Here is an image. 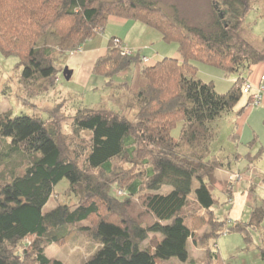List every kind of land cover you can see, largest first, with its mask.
Returning a JSON list of instances; mask_svg holds the SVG:
<instances>
[{"label": "trees", "instance_id": "obj_1", "mask_svg": "<svg viewBox=\"0 0 264 264\" xmlns=\"http://www.w3.org/2000/svg\"><path fill=\"white\" fill-rule=\"evenodd\" d=\"M212 5L210 21L192 24L153 0H0V51L19 58L27 82L55 77L63 70L60 56L104 32L112 17L140 21L178 45V57L142 66L141 53L124 54V43L115 45L118 37H112L107 53L94 63L93 73L107 87L138 65L133 81L120 83L132 118L122 110L82 107L72 116L70 136L57 119L0 112V166L8 168L13 155L24 158L22 171L16 164L9 179L0 177V264H66L47 256L45 248L68 242L78 230L98 244L82 264H164L173 258L186 263L190 241L199 244L197 233L205 226L208 248L232 232L241 233L250 247V229L261 226L264 207L255 208L249 222L218 218L217 171L231 170L232 163L210 156V145L217 133L213 122L235 109L247 76L264 62V35H254L246 22L251 0ZM198 62L237 79L219 93L213 82L196 76ZM260 155H246L247 169ZM123 164L138 169L129 175ZM64 179L77 203L45 211ZM5 187L17 192L15 201ZM165 187L170 189L164 192ZM259 251L264 264V246ZM209 252L208 264H225L220 250L214 253L210 246Z\"/></svg>", "mask_w": 264, "mask_h": 264}, {"label": "rangeland", "instance_id": "obj_2", "mask_svg": "<svg viewBox=\"0 0 264 264\" xmlns=\"http://www.w3.org/2000/svg\"><path fill=\"white\" fill-rule=\"evenodd\" d=\"M153 1L168 12L177 10L180 16L192 24H204L212 19V0ZM251 2L254 8L248 12L246 22L252 24L254 35L262 37L264 35V0H251ZM113 35L122 37L129 35V39L134 43L142 44V55H148L154 60L165 57L174 58L172 57L174 53H178L176 43L164 41L158 30L140 21L128 20L123 24L110 20L106 24L104 32L97 34L95 41L99 42L102 39L105 41ZM88 46L89 44L84 43L82 48L87 50ZM73 54H76V51L60 56L58 60L60 69L64 70L69 65L75 69L70 80H66L63 70H60L52 79H37L27 82L22 79L23 68L17 67L19 58L15 55L6 56L0 51V112L11 111L13 115L39 116L50 122L57 119L65 134L70 136L72 134L70 123L72 116L82 107L122 110L132 118L134 113L125 107L127 97L125 91L120 88V83L133 81L138 72V65L134 63L116 75L115 83L111 81L110 86L107 87L104 85V78L93 73V68L92 72L87 68L81 70L79 64L74 61ZM150 62L152 63L151 60ZM142 66L144 65L142 64ZM255 66L252 73L247 76L249 78L251 75L254 81L259 77L261 72L259 70L264 68V65L261 66L260 63ZM197 69L196 76L205 82H213L219 93H226L237 79L236 74H226L218 66L198 62ZM248 96L249 93L244 91L243 97L235 109L213 122L217 133L210 145V156L216 155L226 162L232 163L231 170L221 168L217 171L219 181L224 182L216 190L220 203L215 207L219 219L227 221L231 219L229 224H234L237 220L249 222L252 211L257 207H264V146L262 145L264 142V113L259 109L260 106L253 105L248 101ZM181 126L182 121L177 122L172 131L173 137H179ZM249 152L253 156L261 152L263 156L255 158L254 165L247 169L249 161L246 155ZM237 154L243 155L239 161L235 160ZM13 159V163H10L8 168L0 166L2 179H9V168L16 164L17 171L20 172L24 169V166L22 167L23 157L17 154L13 155ZM123 166L129 175L135 174L138 169V167L130 169L131 165L129 164H123ZM237 171L243 174V180L233 186L229 182L230 174ZM68 186L69 183L66 179L57 185L53 197L44 208L45 211H50L60 203H69L70 205L77 203V199L68 190ZM228 187V190L231 188L229 194L225 191ZM169 189L165 187L163 191L166 192ZM4 191L9 200L17 199L18 195L15 190L5 187ZM228 196L232 197L233 204L228 202ZM250 230L253 239L250 247L246 244L242 234L238 232L226 233L213 240L217 241L225 264H263L259 247L264 246V219L258 229ZM207 234H210V227L205 226L197 233L200 243L190 241L191 260L185 264H208L211 245L209 248L203 245L204 237ZM153 237L151 236L145 241L146 246L149 245ZM21 248H23L22 243L19 244V249ZM97 248L98 244L92 240L89 234L78 230L75 233L72 232L68 242L49 245L45 248V252L50 258L61 260L66 264H82ZM164 264L182 263L173 258L169 263Z\"/></svg>", "mask_w": 264, "mask_h": 264}, {"label": "crops", "instance_id": "obj_3", "mask_svg": "<svg viewBox=\"0 0 264 264\" xmlns=\"http://www.w3.org/2000/svg\"><path fill=\"white\" fill-rule=\"evenodd\" d=\"M110 20H112V21H114V23H126L128 20L127 19H122V18H116V17H112ZM109 20V21H110ZM103 33V32H102ZM121 35H113V36H111V38L112 37H118V38H120L121 40H122V42L124 43V45L125 46H127V47H129V48H131V49H141L142 48V44H139V45H137L136 43H134L131 39H129L130 37H129V35H125V36H121ZM95 38H96V36L93 38V39H91V40H89L88 42H86V45H88L89 44V46L87 47V50H84L83 48H81V49H79V51H76V54H73L74 56V61L75 62H77L79 65V68L81 69V70H84V68H87L89 71H91L92 72V68H93V66H94V63L97 61V59L99 58V57H102V56H104L106 53H107V49H108V43H109V40L111 39V38H109V39H106L105 41L102 39V40H100L99 42H96L95 41ZM96 42V43H95ZM146 56H148V55H146ZM154 56V55H153ZM156 56V55H155ZM72 57V58H73ZM172 57H174V58H176V57H178V53L176 52V53H174V55L172 56ZM71 58V59H72ZM150 60L152 61V62H155V61H158V60H154V59H152V58H150ZM160 60V59H159ZM261 64V66L262 65H264V62L263 63H260ZM69 67L70 68H72L73 69V71L75 72V69L73 68V67H71V65H69ZM254 67H256V66H254ZM253 67V68H254ZM262 69V68H261ZM259 70V71H261L260 72V74H259V77L257 78V79H255V81L253 80L254 78H251V75H250V77L248 78V80L250 81V82H252L254 85H257V84H259L260 83V81H261V76H262V74H264V68L262 69V70ZM252 71H253V69H252ZM252 73V72H251ZM74 74V73H73ZM249 97H250V95L248 96V101L250 102L251 100L249 99ZM260 106V110L264 113V99H263V102H262V104L261 105H259ZM263 144V146H264V142H262ZM249 154V158H251V157H253V155H252V153L251 152H249L248 153ZM262 154V153H261ZM261 156H263V155H261ZM245 159H247V158H245ZM248 160V159H247ZM248 165V164H247ZM222 182H224V181H221V184H219V186H221L222 185ZM236 220V219H235ZM190 250V249H189ZM225 262V261H224ZM182 264H185V263H183V262H181ZM186 263H188V262H186Z\"/></svg>", "mask_w": 264, "mask_h": 264}, {"label": "built area", "instance_id": "obj_4", "mask_svg": "<svg viewBox=\"0 0 264 264\" xmlns=\"http://www.w3.org/2000/svg\"><path fill=\"white\" fill-rule=\"evenodd\" d=\"M114 43H115V45H121L122 40L120 38H116L114 40ZM123 49H124L123 53L126 55H129V56L141 53V61H142L143 65L147 64L150 61V58L148 56L142 55L141 49L135 50V49H131L127 46H125ZM243 89H244V91L248 92L249 95L251 96L250 102L253 105H256V106L261 105L263 102V99H264V74H262L261 81L257 85H254L249 80H246L243 84ZM242 180H243V174H241L239 171L231 172L230 179H229V182L231 185L234 186L235 183L240 182ZM228 202L233 204L232 197L229 196ZM228 222L231 223V219ZM211 251L214 253H217L219 251L217 241L212 242Z\"/></svg>", "mask_w": 264, "mask_h": 264}, {"label": "water", "instance_id": "obj_5", "mask_svg": "<svg viewBox=\"0 0 264 264\" xmlns=\"http://www.w3.org/2000/svg\"><path fill=\"white\" fill-rule=\"evenodd\" d=\"M73 69H71L69 66H66L63 70V75L65 76L66 80H70L73 76Z\"/></svg>", "mask_w": 264, "mask_h": 264}]
</instances>
